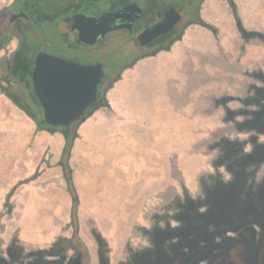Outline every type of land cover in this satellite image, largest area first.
Segmentation results:
<instances>
[{
	"label": "rangeland",
	"instance_id": "374dc122",
	"mask_svg": "<svg viewBox=\"0 0 264 264\" xmlns=\"http://www.w3.org/2000/svg\"><path fill=\"white\" fill-rule=\"evenodd\" d=\"M3 1L0 0V7ZM214 9L217 11H212V23L200 18L201 22L192 25L200 29L197 41H204L206 33L217 39L222 29L224 51L198 54L197 46L194 63L203 70L213 65V70L223 72L228 82H190V102L183 103L181 92L178 98L182 106L178 108L173 106L171 98L166 94L162 97L158 94L160 90L150 84L149 99L140 102L144 105L137 106L132 101L128 104L142 113L135 115V121L129 119L119 127L93 112L108 106L105 93L112 83L103 92L105 106L93 109L88 115L85 112L76 125L72 122L68 126L74 135L64 158L66 139L60 128H37L15 99L3 90L6 82L0 80V241L3 244L12 240L18 248L27 251L47 246L54 238L72 232L82 240L79 233L82 230L90 240L88 245L82 240L88 253L93 258L95 254L101 257V264H132L131 256L153 245L155 229L171 232L181 228L177 227L179 217H190L196 212L204 214L207 197L219 198L217 190L223 185L225 189L229 182L236 184L235 192L229 195L233 205L250 203L254 209H261L264 89L255 87L264 88V84L253 73L264 74V0H219ZM121 40L120 35L108 34L103 42L91 46L80 44L76 51L85 63L104 62V53L110 54L111 49L120 45L125 53H130L127 58L121 51L112 52L121 63L147 53L123 45ZM11 43H5L8 50L0 51V60L9 54ZM41 44L55 51L63 45L55 34L45 36ZM168 51L159 50L153 55ZM162 63L159 60L158 64ZM242 66L260 69L248 73L249 81L235 83L238 75L232 74H236L237 68L242 70ZM1 67L2 63L0 71ZM167 72L168 69L160 68L155 72L158 84ZM120 75L115 81L120 80ZM178 77L176 74L175 78ZM106 83V78L101 80L100 90L103 91ZM250 102L253 104L249 105ZM147 106L156 107L154 118H159V128L144 123ZM188 107L193 108V113ZM246 117L254 120L248 126L252 129L245 130L247 125L241 124ZM249 145L251 151L246 152ZM221 168L231 174L227 182ZM221 198L225 203V196ZM73 208L77 216L76 233L70 218ZM165 237L166 244L176 240L168 234Z\"/></svg>",
	"mask_w": 264,
	"mask_h": 264
},
{
	"label": "flooded vegetation",
	"instance_id": "af4514ba",
	"mask_svg": "<svg viewBox=\"0 0 264 264\" xmlns=\"http://www.w3.org/2000/svg\"><path fill=\"white\" fill-rule=\"evenodd\" d=\"M77 2H79L78 6L84 5L85 2H92L94 8L92 7L90 11L79 9L78 6L76 7ZM98 2L104 3L105 6L96 7ZM203 2L204 0H174L157 7L151 4L150 0H5L0 7V51L8 50L4 47L5 41L8 43L16 40L17 46L13 52L8 51L6 58L0 60L3 66L0 71V80L6 82L3 90L11 98L23 100L22 104L25 106H31V98L36 96L32 85V70L37 53L46 52L72 59L70 54L78 53L76 46L84 45L82 42L72 41L76 34L73 35L71 25L74 22V16L78 13L98 17L102 13L115 12L129 3H135L141 9L139 15L137 17L131 15L133 19L130 23L127 16L115 19L112 25L120 27L108 31L97 43L103 42L108 34H115L121 36L123 45H131L134 49L150 52L164 46L180 31L184 32L189 24L199 22ZM166 5L174 7L180 13V20L168 32L141 45L138 35L160 21L161 9ZM51 33L59 36L63 44L57 51L40 43L45 36L52 35ZM111 50L112 52L121 51L127 58L130 57V53H125L122 45ZM108 54L106 51L103 56ZM130 62L126 61L121 65ZM102 63L104 70L102 80L106 78L108 81L113 72L104 62ZM253 75L257 81L264 84V74L257 72ZM253 75L250 74V77ZM25 83L30 85L27 87ZM100 88L98 87L97 97L102 92ZM260 88L264 89L255 87V89ZM261 101H264V92H262ZM251 104L253 103L250 102L249 105ZM257 107L260 108V106ZM252 122L254 123L252 118L246 117L241 124H246L248 129L245 128V130H249L252 129L248 127ZM235 185L229 182L225 185L227 189H224V185L219 188L217 190L218 195H221H217L219 198L207 197L208 206L204 214L196 212L190 217H179L177 227L181 228L171 232L155 229L153 245L150 248H143L136 256H131L132 264H202V262L206 264H264V212H262L264 203H259L261 208L259 210L254 209L249 205L250 203L242 205L239 202L233 205L229 195L230 192L232 194L235 192ZM224 196L225 203L221 198ZM180 221L183 223L180 224ZM229 233L235 235H229ZM165 234L176 238L173 244L165 243ZM101 260L102 258L96 254L94 258L91 257L86 244L73 232L54 238L47 246L34 247L27 251L18 248L15 241L11 240L6 244L0 241V264H101Z\"/></svg>",
	"mask_w": 264,
	"mask_h": 264
},
{
	"label": "crops",
	"instance_id": "0c3cea01",
	"mask_svg": "<svg viewBox=\"0 0 264 264\" xmlns=\"http://www.w3.org/2000/svg\"><path fill=\"white\" fill-rule=\"evenodd\" d=\"M218 2L219 0H204L200 10V18L206 22L213 21L212 11H217L214 9V5ZM199 31L200 29L198 27L189 24L184 29L181 38L172 43L168 52H160L157 53V55L139 58L133 65L123 69L120 73V80L114 81L112 86L105 93L108 106L96 109L93 111L95 112L94 114L102 115L108 120L110 125L114 124L116 127H119L121 123L129 119L135 121V115L142 113V110H135L133 106L128 107V104L132 101V103L137 102V106L144 105L140 102H146L149 99L151 94L149 93L151 92L150 84L161 91V93L159 91L158 94L162 95V97L163 95L165 97L166 94L168 98H171L172 101H174L173 106L178 108L182 106L178 98L181 92H183L181 95L183 103L187 101L190 102L192 92L190 82H194V84H198L199 82L204 84L228 82L226 76L222 74L223 72L221 73L219 70H213V65L208 70H203L194 63V51L197 46L200 47V51L197 52L198 54L200 52L217 53L219 50L220 52L224 51V31L220 29L217 39L208 36L206 33L204 41H197L196 36ZM201 34H203V32ZM167 54L169 55L168 58L165 56ZM159 60L163 62L161 65L158 64ZM159 68L164 71L168 69V72L163 75L162 81L158 84L155 72L158 71ZM259 69L260 68H256L255 66H249L248 68L242 66V70L237 68L236 71H234L236 74H232L234 77L238 75L235 83L243 82L244 79H247L249 72L258 71ZM176 74L180 77L175 78ZM144 82L145 86L143 84ZM131 89L139 91L145 89L147 93L145 91L142 93H135L136 90L131 91ZM194 91H196V88H194ZM151 108L152 106H150V108H148V106L146 107L143 121L145 124H150L151 127L156 126L159 128V118H154V113L156 112L154 109H156V107H153V109ZM192 109L190 110L189 108L190 113H193ZM79 131H81L80 127L77 128L78 133ZM71 151L74 152L73 146ZM57 155L59 157V153ZM79 233L82 240L88 245V243H90L89 237L82 230H80Z\"/></svg>",
	"mask_w": 264,
	"mask_h": 264
},
{
	"label": "water",
	"instance_id": "95a60500",
	"mask_svg": "<svg viewBox=\"0 0 264 264\" xmlns=\"http://www.w3.org/2000/svg\"><path fill=\"white\" fill-rule=\"evenodd\" d=\"M141 9L129 3L115 12H105L98 17L78 13L74 16L71 30L72 41L94 45L103 39L108 31L119 28L112 22L131 15L138 16ZM161 19L144 29L139 35L141 45L171 30L180 20V13L172 6L161 9ZM130 25V24H128ZM104 76L103 63H79L71 59L39 52L34 59L32 70L33 90L42 108L43 120L51 127H68L80 120L85 111L96 101L98 85Z\"/></svg>",
	"mask_w": 264,
	"mask_h": 264
},
{
	"label": "trees",
	"instance_id": "16d2710c",
	"mask_svg": "<svg viewBox=\"0 0 264 264\" xmlns=\"http://www.w3.org/2000/svg\"><path fill=\"white\" fill-rule=\"evenodd\" d=\"M150 1L152 2L151 4H154L155 6L159 7V6L163 5L164 3L172 2L174 0H150ZM78 3L79 2L76 3V7L78 6ZM98 4H99V7L105 6L104 3H98ZM92 7L94 8V6L92 5V2H85L84 5L78 6L79 9H84V10H87V11L92 10ZM199 22H201V20ZM199 22H196V23H199ZM182 34H183V31H180L179 34L173 36L166 44H164V46H161L156 51H150V52H147L146 54H143V55H141L139 57H136V59L132 60L128 64L121 65V62H118V60H117L118 59V55L116 53H112L111 52L110 54H108L105 57L104 63L106 64V66H108V67H110L112 69V72H113L112 74L113 75L107 81L103 91L100 93V95H98L96 101L85 111L86 112L85 115L86 114L88 115L89 112L93 111V109L98 108L99 106H105L106 105V101H105L103 92L106 89H108L111 86V84L118 78V76L120 74V71H122L124 69V67L131 66L139 58L146 57L147 55H153L156 52H158L159 50H165V49L167 50V49H169L173 42H175V41H177V40H179L181 38ZM5 43H6V41L3 44H5ZM72 54H70L72 56L71 60L79 62V63H85V61H82L80 59L81 55L79 53H72ZM25 85L28 87L30 84L25 83ZM14 101L26 113V115L33 120V122L35 123L37 128H39V129H47V130H50V129L53 130V129H56V128H60V130L64 133V136H65V139H66V145L64 146V151H63V158L67 157L68 151H69V148H70V142L72 140L74 132L71 133L69 131L70 128H68V127H60V126L51 127V126H49L43 120L42 108H41V105H40V103H39V101H38L36 96H33L31 98V106H29V107L25 106L24 104H22L23 100H21V99H17V100L15 99ZM85 115L83 114L82 117H84ZM78 121L79 120H77V121H75L73 123H75V125H76L78 123ZM70 218L74 222L73 223L74 224V232L76 233L78 228H77L76 210L74 208L70 212Z\"/></svg>",
	"mask_w": 264,
	"mask_h": 264
},
{
	"label": "clouds",
	"instance_id": "9594fccd",
	"mask_svg": "<svg viewBox=\"0 0 264 264\" xmlns=\"http://www.w3.org/2000/svg\"><path fill=\"white\" fill-rule=\"evenodd\" d=\"M17 46V41L16 40H13L12 43H11V46H10V49H9V53L13 52L15 50ZM261 140L264 141V137H261ZM245 151L246 152H250L251 151V146H246L245 148ZM209 171H211V169H209ZM221 171L224 173L223 175V179L225 182H227L228 180H230L232 177H231V174H229L228 172H225L223 168H221ZM204 209L202 208L201 211H203ZM229 235H235L234 233H229ZM202 264H206V262H202Z\"/></svg>",
	"mask_w": 264,
	"mask_h": 264
}]
</instances>
